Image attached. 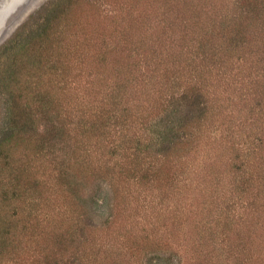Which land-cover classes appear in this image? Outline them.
I'll list each match as a JSON object with an SVG mask.
<instances>
[{
    "label": "trees",
    "instance_id": "16d2710c",
    "mask_svg": "<svg viewBox=\"0 0 264 264\" xmlns=\"http://www.w3.org/2000/svg\"><path fill=\"white\" fill-rule=\"evenodd\" d=\"M160 254L264 264V0H49L0 46V264Z\"/></svg>",
    "mask_w": 264,
    "mask_h": 264
},
{
    "label": "rangeland",
    "instance_id": "374dc122",
    "mask_svg": "<svg viewBox=\"0 0 264 264\" xmlns=\"http://www.w3.org/2000/svg\"><path fill=\"white\" fill-rule=\"evenodd\" d=\"M23 0H0V46L9 39L13 33L29 19V17L35 14L43 5H45L49 0H33L35 1L33 7L25 15L21 16V24L14 30L8 31L10 26L14 21L18 20L21 15V10L23 9ZM32 1V2H33ZM3 27V28H2ZM105 196L104 203L105 206L102 210L94 212L93 214V223L100 226L103 225L109 219L112 209V199L111 192L106 186L103 190ZM161 260L156 264H172L170 261V255L160 254Z\"/></svg>",
    "mask_w": 264,
    "mask_h": 264
},
{
    "label": "water",
    "instance_id": "95a60500",
    "mask_svg": "<svg viewBox=\"0 0 264 264\" xmlns=\"http://www.w3.org/2000/svg\"><path fill=\"white\" fill-rule=\"evenodd\" d=\"M33 0H23L21 2V4H23V9L21 10V15L20 17L18 18V20L14 21L13 24L10 26L9 30L8 31H11V30H14L16 29L20 24V20H21V16L25 15L27 12H29V10L33 7L35 1Z\"/></svg>",
    "mask_w": 264,
    "mask_h": 264
},
{
    "label": "bare ground",
    "instance_id": "6f19581e",
    "mask_svg": "<svg viewBox=\"0 0 264 264\" xmlns=\"http://www.w3.org/2000/svg\"><path fill=\"white\" fill-rule=\"evenodd\" d=\"M3 28V27H2Z\"/></svg>",
    "mask_w": 264,
    "mask_h": 264
}]
</instances>
